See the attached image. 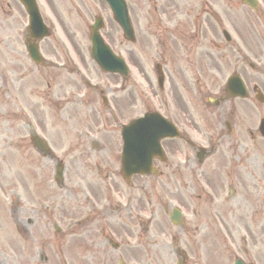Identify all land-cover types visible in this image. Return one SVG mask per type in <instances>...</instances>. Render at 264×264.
<instances>
[{
    "label": "flooded vegetation",
    "instance_id": "flooded-vegetation-1",
    "mask_svg": "<svg viewBox=\"0 0 264 264\" xmlns=\"http://www.w3.org/2000/svg\"><path fill=\"white\" fill-rule=\"evenodd\" d=\"M148 2L151 3V12H139L132 20L139 35L137 48L130 50L125 43L120 44V55L129 67V75L109 76L102 91L104 121L103 128L97 125V131L105 145L101 146L97 141L88 142L87 149L80 145L81 154L109 150L112 160H120L122 127L146 114L160 113L180 131V138H171L162 143L169 159L170 186L175 194L204 192V189L195 186L193 179L201 184L205 176L219 174L220 170L230 166L225 153L230 156L233 153L238 155L241 151L247 161L250 159L256 172L250 189L252 195H259L260 198L253 210L257 212L259 207L264 210V163L255 161V156H247L250 151L264 150V138L260 132V122L264 120V0H259L256 12L241 4L240 0ZM241 15L249 18L246 54L240 49L235 36L238 35L237 25ZM8 27H11V23L5 18L0 22V29ZM149 55L154 80L163 78V83L167 85L156 88V91L148 86L153 92L151 97L145 95L143 86L144 83H152V76L144 71L143 58ZM236 74H240L245 83L247 99L228 98L225 93L227 82ZM40 79L47 83V76H40ZM84 84L85 81H75L69 87L72 92L66 96L65 88L57 84L55 94H52L53 98L57 95V110L73 115L75 120L80 113H95L91 106L94 103L90 102L91 93L83 91L93 88ZM29 91L30 94L40 95L41 86L29 87ZM42 95L47 98V91H42ZM30 101L26 99V107L29 114L35 115L36 126L43 133L45 127L36 119L37 107ZM84 119L88 121L89 130L92 120H87L86 116ZM31 127L24 125L28 137L30 133L27 129ZM206 138L215 142L214 150L210 153L216 151L220 154L218 157L212 156L209 162V157L202 161L197 145L199 140ZM106 174L114 172L106 171ZM165 176L166 173L161 174V177ZM194 212L193 217H197V211ZM14 215L10 222L14 221ZM259 223L261 228L264 216ZM198 226L192 231L188 230L187 235L192 234L195 238L202 236ZM3 227L0 222V229ZM104 242L96 243L98 251L91 252V264H113ZM209 248L208 240L202 244L189 242L186 252L206 254ZM141 264L144 263L141 261Z\"/></svg>",
    "mask_w": 264,
    "mask_h": 264
},
{
    "label": "rangeland",
    "instance_id": "rangeland-1",
    "mask_svg": "<svg viewBox=\"0 0 264 264\" xmlns=\"http://www.w3.org/2000/svg\"><path fill=\"white\" fill-rule=\"evenodd\" d=\"M61 1L63 2L62 4H60V0H55L56 3H53V10H51L53 14L50 11L48 12V15L54 20L57 29L55 37L45 44V53L52 60L63 57L60 47L61 41L74 49L77 52V57H80V55L84 56L85 46L89 47V25L97 13L106 14L107 21L110 24V20H108L110 16L106 6L100 0ZM138 2V7L150 6L149 4H144L142 0ZM138 7L134 5L135 9ZM77 8L80 10H77ZM248 24L249 18L247 19L241 15L237 25L238 35H235L230 30L240 40L237 42L244 44L247 48L249 46ZM110 29L116 30L112 24ZM108 30L109 26L106 32ZM106 32H103V37L106 36ZM8 33L9 31L6 28L0 29V39ZM5 42L8 43V49L14 51L4 49L0 51V71L6 74L4 71L6 70L8 72L6 75L15 78H10V82L3 79L0 80V92L2 93L0 96V189L2 191V197H0V222L5 226L0 229V264H11V262L13 264H33L34 262V264H39L40 250L47 257L48 264H72L73 253L76 251L75 246L81 243L80 238H84V242L96 239L93 237L95 229L100 225L99 223L102 226L105 224L113 227L115 234L122 240L130 239L138 231L141 233V228L146 231L145 227L147 224L143 222L142 226L137 225L136 220L133 218L131 226L127 227L125 231L120 230V226L115 225L114 221L107 224L97 218L98 221L94 220L87 230L78 234L79 238L70 231L66 232L69 221L78 216L74 215L78 200V195L75 191L77 183H80L83 187L84 181L86 182L84 172L81 173L78 169L82 159L76 160L73 158L74 149L72 152H67L69 146L74 145L73 129L78 126H72L73 118L68 114H59L57 109L48 106L49 103L44 106L37 101H30L31 104L37 107L36 119L44 125L51 146L57 156L60 157V153L67 152L64 159L67 163L65 170L67 184L63 190H60L52 183L54 164L49 160L40 161L37 154L32 151L23 137V125L28 120L33 122L35 115L32 114V117V115L30 116L27 113L26 99L19 95H17L16 99L15 97L10 98L13 96V92L10 91L11 84L18 80L16 78L21 73L25 80L34 82L31 83L32 87L42 86V89H45V85L41 83L40 75L36 69L32 68L22 55L17 56L15 53V51L22 52L23 48L15 40L14 36L11 34L10 38H5ZM115 44L120 49L119 41H116ZM12 58L15 59V62L12 61ZM18 58L19 61H17ZM86 59L90 60L89 57H86ZM143 60L144 69L152 67L150 55L144 57ZM13 69L16 72H13ZM90 74L94 76L93 82L95 83L104 85L103 83L107 80L96 67L91 68ZM48 75H53V71L48 73ZM55 85V83L51 84L52 87ZM4 86L6 87L5 89L3 88ZM26 87L27 83L24 82L25 91H27ZM11 141L15 142L14 145L11 144ZM233 161L238 164L239 158H235ZM239 169L242 174L239 177L249 183L251 181L250 172H253L251 164L239 165ZM220 181L221 177L219 176L211 179L208 185L216 188L217 193L208 195L205 205L201 203L196 205L197 210L202 208L200 214L205 215V218L203 216L201 222L197 223L200 224V230L202 231V236L198 238L197 244H202V242H207L208 240L211 248L208 254L201 253L199 255L198 252L189 254L187 264H232L237 258L254 264H264V223L260 228V218H258L257 222H254L251 221L250 217L251 206L254 204L255 196L249 194V189L246 186L239 184L235 188L234 196L231 198L229 188L232 182L228 178L222 177V181L225 183L224 188H226L223 191ZM12 190H15L17 194L15 202L12 199ZM89 192L93 196L99 195L98 190L92 189ZM163 195L165 204L159 208H157L155 200L152 202L153 209L143 204V219L152 221L149 235L155 239L160 235L161 240H163L161 245L164 249L155 252V255H159V263L176 264L175 253L177 252H174V250H179L177 247L178 242L185 250L187 241L193 240V238L187 236L186 230L198 225L195 223L194 217L191 216L190 218L187 216L190 222L184 221L185 226L182 229L185 234L182 230H171L170 225L167 223V213L170 210V204L175 205L177 201L168 197L167 189L164 190ZM73 197L76 198L74 201ZM84 199L85 196L81 194L78 200L79 205ZM40 200L47 201L48 205L52 204L54 210L49 209L43 215L38 213L37 205ZM13 208L16 210V217L14 221L10 222L12 216L10 212H13ZM193 208L189 204L185 208V212L188 214L190 209ZM82 212L83 210L79 214L81 215ZM55 225L60 227L61 232L57 233L54 230ZM19 227H23L27 234L22 235ZM168 232H172L175 237L174 250H168L170 249L168 244L171 241V238H165L166 236L170 237ZM98 238L100 237L98 236ZM156 248L159 249L158 247ZM126 255L132 259L138 254L126 252ZM82 258L84 263H87L86 255Z\"/></svg>",
    "mask_w": 264,
    "mask_h": 264
},
{
    "label": "water",
    "instance_id": "water-1",
    "mask_svg": "<svg viewBox=\"0 0 264 264\" xmlns=\"http://www.w3.org/2000/svg\"><path fill=\"white\" fill-rule=\"evenodd\" d=\"M116 2H117L116 0H113L114 4ZM117 17H121L120 12L117 13ZM98 29L99 28H97L96 26L94 27L91 38L93 44V50H92L93 58L97 61V63L103 70H109V68L114 70V68L110 64L106 63L105 55L109 53V50L104 45L98 33Z\"/></svg>",
    "mask_w": 264,
    "mask_h": 264
}]
</instances>
